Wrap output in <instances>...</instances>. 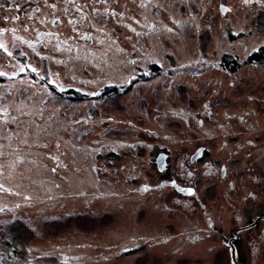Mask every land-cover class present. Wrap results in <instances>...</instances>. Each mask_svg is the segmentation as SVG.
<instances>
[{"label":"flooded vegetation","instance_id":"flooded-vegetation-1","mask_svg":"<svg viewBox=\"0 0 264 264\" xmlns=\"http://www.w3.org/2000/svg\"><path fill=\"white\" fill-rule=\"evenodd\" d=\"M170 1L0 0V23L22 13L28 19L19 43L32 64L17 58L19 76L49 78L48 89L67 103L91 102L93 124L103 130L157 126L122 139L110 132L106 146L101 131L93 139L95 196L110 200L95 204L93 215H123L130 200L142 213L137 243L122 244L117 257L264 264V43L240 51L241 31L221 26L213 51L206 40L190 52L186 38L177 42L182 25ZM249 3L264 8L262 0ZM120 147L128 148L121 154ZM5 259L18 264V251L0 245V264Z\"/></svg>","mask_w":264,"mask_h":264},{"label":"rangeland","instance_id":"rangeland-1","mask_svg":"<svg viewBox=\"0 0 264 264\" xmlns=\"http://www.w3.org/2000/svg\"><path fill=\"white\" fill-rule=\"evenodd\" d=\"M168 4L182 25L177 42L186 38L190 52L206 40L213 51L221 39L213 31L221 26L231 33L241 31L240 51L246 46L251 52L264 43V8L251 7L249 0H171ZM221 5L228 7L224 15ZM22 15H11L0 23V245L5 252L18 251V264H140L139 252L117 257L122 244L131 240L136 244L141 235L138 216L142 213L135 203L130 200L131 209L123 215H93L95 204L103 207L104 201H110L95 196L93 139L101 131L106 146L110 132L122 139L123 132L131 135L157 126L116 125L117 129L103 130L104 125L93 124L91 102L67 103L63 94L48 89L49 78L19 76L22 67L17 58L25 56V64H32L29 52L19 43L30 29ZM197 27L203 28L201 34ZM184 98L181 93L179 99ZM125 149L120 147L121 154ZM96 163L106 164L101 157ZM99 180L101 190L106 175L100 174ZM149 208L145 207L147 216L152 215ZM116 219L123 223L116 227ZM146 232H154L152 223ZM62 254L74 257L63 262L67 258L63 260ZM4 264L17 262L5 259Z\"/></svg>","mask_w":264,"mask_h":264},{"label":"water","instance_id":"water-1","mask_svg":"<svg viewBox=\"0 0 264 264\" xmlns=\"http://www.w3.org/2000/svg\"><path fill=\"white\" fill-rule=\"evenodd\" d=\"M221 14L224 15L228 11V7L225 5L220 6Z\"/></svg>","mask_w":264,"mask_h":264},{"label":"snow or ice","instance_id":"snow-or-ice-1","mask_svg":"<svg viewBox=\"0 0 264 264\" xmlns=\"http://www.w3.org/2000/svg\"><path fill=\"white\" fill-rule=\"evenodd\" d=\"M248 2V0H245V3H247ZM0 47H2V45H0ZM241 120H243V117H241Z\"/></svg>","mask_w":264,"mask_h":264}]
</instances>
